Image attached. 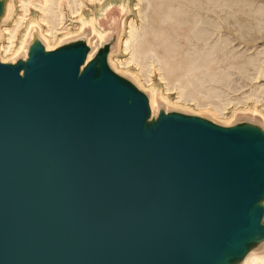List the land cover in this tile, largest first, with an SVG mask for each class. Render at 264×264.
<instances>
[{"label": "water", "instance_id": "water-1", "mask_svg": "<svg viewBox=\"0 0 264 264\" xmlns=\"http://www.w3.org/2000/svg\"><path fill=\"white\" fill-rule=\"evenodd\" d=\"M106 27L0 54V264H262L263 117L154 102Z\"/></svg>", "mask_w": 264, "mask_h": 264}, {"label": "bare ground", "instance_id": "bare-ground-1", "mask_svg": "<svg viewBox=\"0 0 264 264\" xmlns=\"http://www.w3.org/2000/svg\"><path fill=\"white\" fill-rule=\"evenodd\" d=\"M82 3L83 0H20L22 12L15 18L12 16V28L5 24L1 26L3 35L5 32V41L0 42L1 56L4 58L10 53L14 55L22 50L34 27L40 28L43 38L53 47L52 44L63 26V5L67 4L72 14H75L80 12ZM31 5L37 7L41 14L39 19L33 18L27 22ZM137 5H140L143 24L137 27L130 22L126 37H122L120 42L122 49L130 54L126 63L135 62L143 70L147 67L148 60L153 59L165 75L175 70L188 71L197 79L179 86L180 99H203L206 103L200 105L212 104L219 112V105L209 99L216 93L214 87L209 88L204 97L195 94L196 87H201L206 82H228L231 68L245 72L251 65L261 72L264 60L249 57L242 61L240 54H233L229 47L231 41L224 32L228 24H232L237 38L247 39L250 31L264 25V8L253 7L251 0H139ZM41 21L47 25L45 32L51 37L50 40L40 25ZM80 22L81 29L87 24L91 25L83 20ZM23 27L26 29L18 49H15L16 40ZM93 30L95 32V27ZM105 35L107 33L98 34L100 38ZM255 98L264 101V98ZM155 99L156 94L154 102ZM250 261L264 263V256H253Z\"/></svg>", "mask_w": 264, "mask_h": 264}, {"label": "rangeland", "instance_id": "rangeland-1", "mask_svg": "<svg viewBox=\"0 0 264 264\" xmlns=\"http://www.w3.org/2000/svg\"><path fill=\"white\" fill-rule=\"evenodd\" d=\"M138 3L139 0H83L80 12L75 14H72L71 9L67 4H64L63 26L61 24L62 29L59 30L57 39L52 45L55 46L63 38L79 33L83 29H81L82 24L80 22L82 20L88 23L90 22L95 27L94 32L91 26L95 37H99V32L108 34L109 30L106 24L113 13H118L123 19L122 37L125 38L130 22H133L137 27H141L143 24L139 10L140 5H137ZM251 3L253 7L264 8V0H251ZM14 4L15 11L13 17L15 18L22 11L19 5L20 0H14ZM40 14L41 11L34 5H31L27 22L33 18L39 19ZM11 20L5 24L7 27L12 28L14 20ZM40 23L46 37L50 40L51 37L45 32L47 29L46 23L43 21ZM25 29L23 27L19 33L15 49H18ZM224 30L231 41L229 47L233 51V54H240L242 61L247 60L249 57H257L262 61L264 60V25H261L259 29L256 28L250 31L246 37L247 39L237 38V33L232 24H228ZM4 36L5 32L3 39L5 38ZM122 48V46H119L118 51L112 55V64L117 70L132 75L146 90L152 94H156V99L162 100L171 106L180 107L196 113L209 114L222 122H231L241 113L259 114L264 119V101H258L255 98L256 96L260 99L264 98V66H262L261 72L258 71L256 66L251 65L247 67L245 72H239L236 68H231L230 80L228 82H206L203 86L200 87L199 85V87H196L195 94L198 97H204V95H207L206 93L209 88L214 87L216 91L215 97L213 96L209 99L219 105V113L212 104L200 105L206 103L203 99L199 100L196 97L194 99L186 97L184 99L179 98V86L189 80L197 79L192 77L188 71L175 70L173 72L171 71L169 75H165L164 71L159 69V65L153 59L148 60L147 67L141 70L140 66L135 62H131L130 64L126 63V59L130 57V54ZM12 55L13 53H10L4 58L8 59ZM121 62L122 64H120ZM261 65H264V63Z\"/></svg>", "mask_w": 264, "mask_h": 264}]
</instances>
